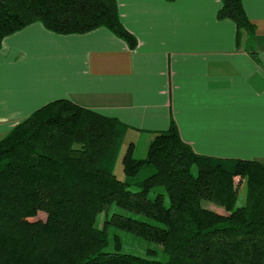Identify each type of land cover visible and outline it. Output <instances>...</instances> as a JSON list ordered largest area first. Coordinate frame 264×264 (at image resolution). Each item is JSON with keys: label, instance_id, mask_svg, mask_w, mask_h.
<instances>
[{"label": "trees", "instance_id": "obj_1", "mask_svg": "<svg viewBox=\"0 0 264 264\" xmlns=\"http://www.w3.org/2000/svg\"><path fill=\"white\" fill-rule=\"evenodd\" d=\"M221 4L217 18L237 26V43L242 31L253 40L243 0ZM36 23L59 35L105 28L129 49L137 46L117 0H3L0 48ZM126 130L115 118L58 100L0 140V264H264L263 164L198 155L172 121L146 158L128 147L121 181L114 166ZM113 227L142 239L145 255L127 251Z\"/></svg>", "mask_w": 264, "mask_h": 264}, {"label": "crops", "instance_id": "obj_2", "mask_svg": "<svg viewBox=\"0 0 264 264\" xmlns=\"http://www.w3.org/2000/svg\"><path fill=\"white\" fill-rule=\"evenodd\" d=\"M117 5L135 50L105 28L59 35L36 23L3 40L0 140L69 100L147 138L174 121L198 155L264 165V0H243L255 36L242 31L239 44L237 26L217 18L221 0Z\"/></svg>", "mask_w": 264, "mask_h": 264}, {"label": "rangeland", "instance_id": "obj_3", "mask_svg": "<svg viewBox=\"0 0 264 264\" xmlns=\"http://www.w3.org/2000/svg\"><path fill=\"white\" fill-rule=\"evenodd\" d=\"M154 136L147 138L146 135L135 134V133L129 131V129L126 130L125 135H124V140H123L124 143L122 145V149L118 155V159H117L116 164L114 166V174L116 175V177L119 180H121V181L125 180L121 161H122V157L125 154V152L127 151L128 147L130 145H132L134 156L138 159H142V158L144 159L147 156V149L149 146V145H147L149 143L148 141H149V139H151L150 140V142H151L153 140ZM222 160H225V159H222ZM241 182H244V178L242 179V178L237 177L235 179L236 187H238V186L241 187L240 186ZM241 199H243V196L239 199V203H241ZM203 205H204V207H206L208 209L220 212V209L217 208L215 205H213L209 201H204ZM112 211L113 210H110L108 212V214H107V212H103L97 220V225L102 227L103 222L105 221L106 218L110 217V214L112 213ZM123 215H126V214H123ZM39 219H45V216L40 215ZM113 230H114L113 232L116 233L121 238V243H123V245L127 251H130V252L135 253V254L137 253V254L145 255V252L148 249V245L142 239L137 238V237L132 236V235H129V234H126L122 231L116 230L115 227H113ZM165 237H166V234L163 233L160 236L159 240L163 239ZM151 248L152 249H160V246L152 245Z\"/></svg>", "mask_w": 264, "mask_h": 264}, {"label": "water", "instance_id": "obj_4", "mask_svg": "<svg viewBox=\"0 0 264 264\" xmlns=\"http://www.w3.org/2000/svg\"><path fill=\"white\" fill-rule=\"evenodd\" d=\"M0 1H2V2H3V0H0Z\"/></svg>", "mask_w": 264, "mask_h": 264}]
</instances>
